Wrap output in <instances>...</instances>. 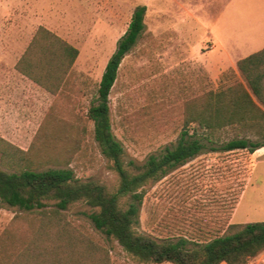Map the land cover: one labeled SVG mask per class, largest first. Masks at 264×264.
<instances>
[{"label":"rangeland","instance_id":"rangeland-1","mask_svg":"<svg viewBox=\"0 0 264 264\" xmlns=\"http://www.w3.org/2000/svg\"><path fill=\"white\" fill-rule=\"evenodd\" d=\"M223 1L0 0V97L7 102H19V89L4 84L12 81L7 75L21 74L15 64L38 27L77 49L56 91L38 85L42 109L27 113L34 118L0 111V137L11 145L0 146V169L13 170L17 148L36 169L69 167L80 180L115 191L118 176L93 139L86 111L132 12L144 5L143 28L108 95L111 130L130 171L175 144L186 111L205 91L241 79L237 70L212 79L200 56ZM141 189L134 230L157 240L202 241L221 234L228 223L264 220V165L252 167L244 150L201 152ZM127 200L120 198V205ZM45 202L43 208L23 211L0 201V264H172L137 261L93 227L87 214L96 208L83 201L62 210L54 200ZM27 252L35 257H24ZM246 264H264V251Z\"/></svg>","mask_w":264,"mask_h":264},{"label":"trees","instance_id":"trees-1","mask_svg":"<svg viewBox=\"0 0 264 264\" xmlns=\"http://www.w3.org/2000/svg\"><path fill=\"white\" fill-rule=\"evenodd\" d=\"M144 10V5H139L132 12L106 61L95 102L86 111L93 139L118 176L116 190L110 192L95 181L80 180L69 167L36 169L19 156L20 149L13 148V170L0 169V201L23 211L43 208L47 199L54 200L60 210L83 201L96 208L87 214L93 227L115 239L139 262L246 264L264 251V220L228 223L221 234L202 241L184 236L157 240L136 232L134 225L143 198L141 187L147 182L160 179L204 151L252 153L264 145V47L236 61L241 79L233 78L215 90L205 91L190 106L174 145L165 147L159 155H149L141 165H132L134 171H130L123 163L122 145L111 130L108 95L123 56L143 28ZM76 56L75 47L40 26L15 67L35 84L54 92ZM0 146L5 150L11 145L0 137ZM123 196L128 197L124 207L119 203ZM32 253L24 257H35Z\"/></svg>","mask_w":264,"mask_h":264},{"label":"crops","instance_id":"crops-1","mask_svg":"<svg viewBox=\"0 0 264 264\" xmlns=\"http://www.w3.org/2000/svg\"><path fill=\"white\" fill-rule=\"evenodd\" d=\"M210 20V42L200 56L202 64L212 79L227 70L236 71V61L264 47V0H225L218 6ZM4 84L20 91L17 104L0 97V111H19L24 119H32L27 113L41 111L40 87L27 77L15 73L7 75ZM10 89V88H9ZM23 98V99H22ZM252 167L264 165V145L248 153Z\"/></svg>","mask_w":264,"mask_h":264}]
</instances>
